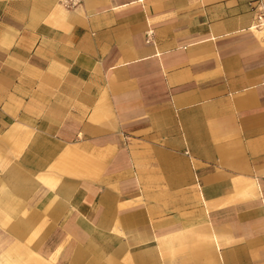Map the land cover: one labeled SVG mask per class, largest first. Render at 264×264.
I'll return each mask as SVG.
<instances>
[{"label":"crops","instance_id":"obj_1","mask_svg":"<svg viewBox=\"0 0 264 264\" xmlns=\"http://www.w3.org/2000/svg\"><path fill=\"white\" fill-rule=\"evenodd\" d=\"M254 1L0 0V264H264Z\"/></svg>","mask_w":264,"mask_h":264},{"label":"built area","instance_id":"obj_2","mask_svg":"<svg viewBox=\"0 0 264 264\" xmlns=\"http://www.w3.org/2000/svg\"><path fill=\"white\" fill-rule=\"evenodd\" d=\"M59 2L66 8H76L80 6L83 0H59ZM254 22L251 29L258 33L264 39V0H256L253 4ZM153 31H147V41H151Z\"/></svg>","mask_w":264,"mask_h":264},{"label":"rangeland","instance_id":"obj_3","mask_svg":"<svg viewBox=\"0 0 264 264\" xmlns=\"http://www.w3.org/2000/svg\"><path fill=\"white\" fill-rule=\"evenodd\" d=\"M38 261H39V263H38ZM32 262H36L38 264H54L53 260H45V259H43L37 255H32V256L28 257L27 259H24L23 261L19 262L18 264H30Z\"/></svg>","mask_w":264,"mask_h":264},{"label":"bare ground","instance_id":"obj_4","mask_svg":"<svg viewBox=\"0 0 264 264\" xmlns=\"http://www.w3.org/2000/svg\"><path fill=\"white\" fill-rule=\"evenodd\" d=\"M40 260V259H39ZM41 261V260H40ZM38 263H39V261H38ZM38 263H36V262H32V263H30V264H38Z\"/></svg>","mask_w":264,"mask_h":264}]
</instances>
